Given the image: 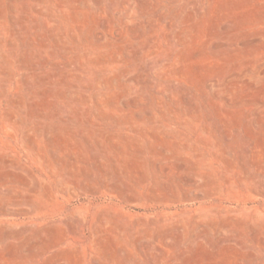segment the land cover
Returning <instances> with one entry per match:
<instances>
[{
    "label": "rangeland",
    "instance_id": "374dc122",
    "mask_svg": "<svg viewBox=\"0 0 264 264\" xmlns=\"http://www.w3.org/2000/svg\"><path fill=\"white\" fill-rule=\"evenodd\" d=\"M0 264H264V0H0Z\"/></svg>",
    "mask_w": 264,
    "mask_h": 264
}]
</instances>
